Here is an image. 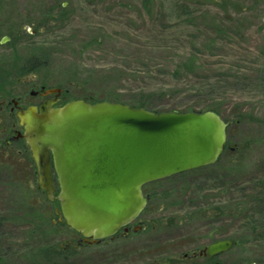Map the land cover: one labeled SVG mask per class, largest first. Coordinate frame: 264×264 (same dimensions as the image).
Listing matches in <instances>:
<instances>
[{
	"label": "rangeland",
	"instance_id": "374dc122",
	"mask_svg": "<svg viewBox=\"0 0 264 264\" xmlns=\"http://www.w3.org/2000/svg\"><path fill=\"white\" fill-rule=\"evenodd\" d=\"M216 24L228 31L219 37ZM191 51L201 69L179 82L175 57ZM32 61L37 68L23 70ZM1 68L14 84L0 99V264H264V0H0ZM184 83L194 90L154 97L153 107L215 100L227 150L207 168L146 184L138 230L79 242L13 138L12 100L34 104L31 92L44 85L69 97L113 91L131 104L143 90ZM202 84L216 94L194 97ZM226 238L236 244L211 262L184 257Z\"/></svg>",
	"mask_w": 264,
	"mask_h": 264
},
{
	"label": "water",
	"instance_id": "95a60500",
	"mask_svg": "<svg viewBox=\"0 0 264 264\" xmlns=\"http://www.w3.org/2000/svg\"><path fill=\"white\" fill-rule=\"evenodd\" d=\"M62 92L48 88L44 95L55 97L19 108L23 132L13 138L25 139L41 169L39 187L59 201L66 225L88 243L128 231L147 206L146 184L213 165L225 150L228 122L214 110L153 111L84 98L58 104ZM235 244L221 239L193 254L213 258Z\"/></svg>",
	"mask_w": 264,
	"mask_h": 264
},
{
	"label": "trees",
	"instance_id": "16d2710c",
	"mask_svg": "<svg viewBox=\"0 0 264 264\" xmlns=\"http://www.w3.org/2000/svg\"><path fill=\"white\" fill-rule=\"evenodd\" d=\"M240 25L242 27H244V25H242V23L240 22ZM239 23H238V26H240ZM214 29V31L216 32V34L218 35L219 34V37L224 35L227 31H228V27L227 25L223 24L222 25H214V27H212ZM241 32V31H240ZM211 46H215L218 42V39H209L207 41ZM198 51H191L189 53L187 52H184V53H179V55H177L175 58H176V61H174V64H173V67H172V70H171V75L174 79H177L179 80V82H181L180 80H182L183 76H189L190 74H196L200 69V65H199V57L197 55ZM177 57H179V59L177 60ZM201 62V61H200ZM37 68V63L32 61L30 66L29 67H26V68H23V70H26L27 72L28 71H31L33 69ZM117 70V69H116ZM6 70L1 68L0 69V99L4 96V95H10L12 93V89L9 88V87H12L13 84H14V81H12L11 79H9V76H7L8 74H6ZM110 76H105L103 77V82H107L108 80L110 81L111 78H109ZM92 81V80H91ZM86 83L87 82H90V81H85ZM181 84V83H180ZM179 84V85H180ZM179 85L177 86H174V87H170V88H167V89H160V90H143L141 92L140 95H138L137 97V100H135V102L131 103V105L133 106H139V107H145L147 109H150V110H153V111H167V110H179L178 108H171V109H157V107H153V98H161V97H166L168 95L170 96H181L182 93L184 92H188V91H191V90H194L193 88H187L186 84L184 83V87H179ZM186 86V87H185ZM7 87V89L5 90V88ZM198 92L195 93L196 96L194 97H199V96H207V97H210L212 98L213 95H215L216 93V89L214 87H211L207 84H202L201 85V88H199L197 90ZM64 92V91H63ZM96 94L98 95H101L100 99H98L96 97ZM110 94V95H109ZM113 91H109V93H106V91L102 94L100 91H96V93H91V94H88V93H85L83 94V96H78V97H69V91L66 90L63 95H64V98H63V103H65L66 101L70 100V99H74V98H84L86 100H90L92 102H95V101H98V100H103V99H109V100H115V101H118L120 100L119 99V95L114 93L113 95ZM65 95H67L68 97L66 98ZM69 98V99H68ZM192 100V99H191ZM197 104L196 103H192V104H188L184 109H181V111H190V110H194V111H205V110H214L216 111L217 113H219L221 115V106H220V103L216 102L215 100H209V101H205L204 104H197L199 107L197 108V106L195 107V105ZM2 104L0 103V111H1V106ZM10 113H13L10 111ZM229 125V124H228ZM228 130V128H227ZM211 166V165H210ZM204 168H207L206 167H202V168H198V169H195L193 171H199V170H202ZM189 172V171H188ZM188 172H183V173H180V174H177V175H174V176H171V177H168L167 179L165 180H169L171 178H174V177H180L181 175H184L185 173H188ZM154 194V193H153ZM147 209V207L145 208V210ZM144 210V211H145ZM203 214H205V212H203ZM190 255V254H188ZM187 254H185V258L188 257ZM217 257V256H216ZM216 257H213V258H208L206 257V259L208 261H212L214 260Z\"/></svg>",
	"mask_w": 264,
	"mask_h": 264
},
{
	"label": "flooded vegetation",
	"instance_id": "af4514ba",
	"mask_svg": "<svg viewBox=\"0 0 264 264\" xmlns=\"http://www.w3.org/2000/svg\"><path fill=\"white\" fill-rule=\"evenodd\" d=\"M47 90V88L43 85L42 87H41V89H38V90H33L34 92H35V94H32V95H35V96H37L38 98H39V100L36 102V103H34L35 105H40L42 102H44V101H46V100H48V99H51V98H53V97H55L56 96V94L55 93H50V94H46V95H44V92ZM60 96V101L58 102V104H63V98H64V96H63V92L59 95ZM16 100H17V98H16ZM28 105H30V104H25V103H23L22 102V99H21V97H18V100H17V103H15L13 100H12V105H11V112H15V114H16V112H17V110L19 109V108H26ZM17 122H18V120H17ZM14 126V125H13ZM18 126H19V131H21V132H23V128L19 125V122H18ZM15 132H17V130L15 131ZM19 139H21V140H23L24 142H25V145L27 146V149H28V151L30 152V160H31V162L33 163V165H34V172H35V174L37 175V178H38V176H39V173H40V171H41V169H39V167L37 166V164L35 163V161L33 160V158H32V155H31V151H30V149H29V147H28V145H27V143H26V141H25V139L24 138H22V137H20V138H18V140ZM228 144H229V141H228V138H227V143H226V146H225V150H224V152L227 150V148H228ZM223 152V153H224ZM51 171H52V174H53V179H54V181H55V187H56V189H57V191H56V194L58 193V191H59V189H58V183H57V175H56V173H55V170H54V167H53V164H52V169H51ZM41 189V188H40ZM43 191V190H42ZM44 193H46L45 191H44ZM144 193H145V191H144ZM145 195L147 196V197H149L150 195L149 194H147V193H145ZM49 200V199H48ZM51 203H53L54 204V207H55V205H59V201L57 200V199H55V200H53V201H51V200H49ZM59 208H60V205H59ZM56 209H57V206H56ZM59 210V209H58ZM57 212V211H56ZM62 215V214H61ZM60 218V219H59ZM58 219H59V222H64L65 220H64V218L62 217V219H61V217H58ZM137 221L138 220H135L134 222H132L131 224H129V226H128V231L126 232V233H124L123 232V229H121L120 231H119V233L118 234H116L115 236H113V237H110L111 239H113V238H115V237H118V236H121L122 235V237L123 236H128L130 233H131V229L133 228L134 230H135V228L137 227V226H140L141 227V224L139 223V224H137ZM136 231V230H135ZM79 234V233H78ZM80 235V234H79ZM79 242H82V243H88V242H86V240H85V238L83 237V236H81L80 235V238H79ZM96 243V242H95ZM91 244V243H90ZM188 255V254H187ZM193 256H196V255H188V258H190V257H193Z\"/></svg>",
	"mask_w": 264,
	"mask_h": 264
}]
</instances>
